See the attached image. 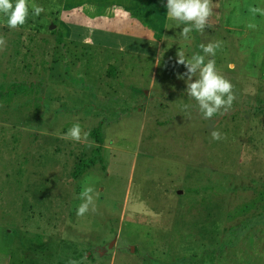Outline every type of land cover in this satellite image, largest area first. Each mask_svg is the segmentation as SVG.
Wrapping results in <instances>:
<instances>
[{
	"label": "rangeland",
	"instance_id": "1",
	"mask_svg": "<svg viewBox=\"0 0 264 264\" xmlns=\"http://www.w3.org/2000/svg\"><path fill=\"white\" fill-rule=\"evenodd\" d=\"M166 2L28 0L17 29L0 13V264H264V15L250 11L264 0H212L209 26L188 39ZM32 4L45 11L33 16ZM118 15L152 31L153 52L82 34L107 28L82 17ZM215 41L206 60L237 99L206 120L185 110L196 102L175 61ZM76 122L103 144L102 163L74 178L100 147L61 138ZM86 185L97 212L78 217Z\"/></svg>",
	"mask_w": 264,
	"mask_h": 264
},
{
	"label": "clouds",
	"instance_id": "2",
	"mask_svg": "<svg viewBox=\"0 0 264 264\" xmlns=\"http://www.w3.org/2000/svg\"><path fill=\"white\" fill-rule=\"evenodd\" d=\"M165 6L167 18L177 25H184L180 34L185 39H188L193 31L203 33L205 27L209 26V18L213 15L214 8L212 0H167ZM31 9L33 16H39L45 11L43 6L36 4H32ZM250 11L254 15H264V8L261 7H252ZM0 13L7 18V26L10 29H17L23 26L29 17L28 0H15V3L12 0H0ZM248 27L254 29L256 25L250 23ZM88 40L90 41L91 38L89 37ZM221 46V41L201 44L199 47L202 54L196 53L190 58H187L183 51L176 53L175 63L183 65L186 69L184 73H177V79L185 81L187 96L196 102L194 106L186 104L184 108L190 110L194 107L206 120H212L218 114L231 110L237 99L235 86L218 72L215 59L206 60V57H215L216 50ZM6 47L5 37L0 36V51L5 50ZM59 135L66 140L88 142L90 132L85 131L76 122L66 132ZM210 135L213 140L224 138L223 134L215 129L211 131ZM91 143H88L89 147ZM98 197L97 189L94 186L86 185L76 196V199L81 201L76 209V215L84 217L89 212H97L96 200ZM69 264H79V262L72 260Z\"/></svg>",
	"mask_w": 264,
	"mask_h": 264
},
{
	"label": "crops",
	"instance_id": "3",
	"mask_svg": "<svg viewBox=\"0 0 264 264\" xmlns=\"http://www.w3.org/2000/svg\"><path fill=\"white\" fill-rule=\"evenodd\" d=\"M71 15H73V10H71ZM72 19L73 18L70 19V23H73ZM82 21H84L88 26L93 25L95 27H107L106 29L100 27V33L93 34V31L92 33L87 32L86 29L82 33L86 36L85 38L90 37V41L94 40L93 35L97 34L95 39L97 40L98 36L99 39L97 41L101 40V44H103V47L106 48L128 51L131 50L133 52H135L136 50H146L148 53H151L153 52V50L150 48L149 44L156 45L155 43L152 44V40L150 42V39L148 38V35H152L153 37L152 31L148 27H145L144 25L139 23L136 18H127L124 17V15H118L115 17L99 16L97 18H87L86 16H84L82 17ZM120 25L125 26V28L123 30H120ZM124 37L131 39L128 40ZM137 43L139 44V46H136Z\"/></svg>",
	"mask_w": 264,
	"mask_h": 264
},
{
	"label": "trees",
	"instance_id": "4",
	"mask_svg": "<svg viewBox=\"0 0 264 264\" xmlns=\"http://www.w3.org/2000/svg\"><path fill=\"white\" fill-rule=\"evenodd\" d=\"M55 42L57 45H62V38L61 34L56 32L55 36ZM114 67L111 66L110 71L108 73L109 76H114ZM90 132L89 138L95 141L100 147H98L93 156L91 158H88L86 160H80L78 165L76 166L73 177L77 178L81 176L88 168L93 166L96 162L102 163V157H101V145L103 144V136L101 134V130L99 128H93L88 130Z\"/></svg>",
	"mask_w": 264,
	"mask_h": 264
},
{
	"label": "water",
	"instance_id": "5",
	"mask_svg": "<svg viewBox=\"0 0 264 264\" xmlns=\"http://www.w3.org/2000/svg\"><path fill=\"white\" fill-rule=\"evenodd\" d=\"M52 28H53V26L51 25V26H50V29H52Z\"/></svg>",
	"mask_w": 264,
	"mask_h": 264
}]
</instances>
